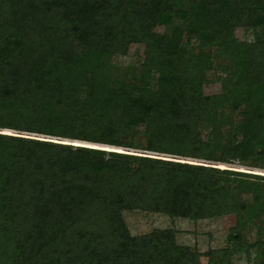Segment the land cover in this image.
I'll return each instance as SVG.
<instances>
[{"label": "trees", "instance_id": "16d2710c", "mask_svg": "<svg viewBox=\"0 0 264 264\" xmlns=\"http://www.w3.org/2000/svg\"><path fill=\"white\" fill-rule=\"evenodd\" d=\"M132 44L141 85L108 61ZM216 56L220 94L206 95L198 71ZM247 166L264 168V0H0V264H217L250 249L264 264V181ZM126 210L234 223L201 253L172 228L131 235Z\"/></svg>", "mask_w": 264, "mask_h": 264}, {"label": "rangeland", "instance_id": "374dc122", "mask_svg": "<svg viewBox=\"0 0 264 264\" xmlns=\"http://www.w3.org/2000/svg\"><path fill=\"white\" fill-rule=\"evenodd\" d=\"M179 26L182 25L181 20H178ZM176 28V23L165 25L163 23H157L153 29L157 32L169 34L170 31ZM180 29V28H179ZM181 34L179 39L181 40L182 49L186 52V56L189 58L190 64L196 66L194 60L196 56L201 55V49L198 48L197 42L191 40L189 43H184V30L181 28ZM234 37L239 40H252L254 37V30L249 27H238L234 30ZM183 42V43H182ZM211 58L216 55V51L213 46H210ZM143 56L142 45L132 44L125 53V55H114L108 61L111 66L112 73L120 75L126 82L141 85L145 79H142L143 71L140 67V62ZM198 58V57H197ZM213 64L210 68L198 71L199 76H203L201 90L206 95H218L220 94V86L215 76L221 75L218 64H224V58L218 57L211 59ZM154 83V81H153ZM228 109L226 103H223L220 110L226 112ZM234 125L237 124V118L234 119ZM205 130H202L204 132ZM135 144H142L143 138L133 136ZM104 148H110L109 146H103ZM121 149V148H120ZM133 151H139L132 149ZM235 167H242L236 162L233 163ZM237 164V165H235ZM220 165H224L221 164ZM229 167V166H228ZM231 168V167H230ZM248 169H258L261 171L252 172L242 170L243 172H252L257 174L256 181H264V168L248 167ZM246 168V169H247ZM262 172V173H257ZM244 199L248 200V196L244 195ZM122 218L126 224V227L131 235L143 234L151 231L154 228H172L174 230V237L177 244L187 245L191 248L197 249L201 253H205L209 249H219L224 247L226 243V236L228 228L233 225L234 218L232 215L219 216L208 219H199L192 221L186 218H170L167 215L160 213H150L137 210L122 211ZM257 228L254 224L246 226L247 239L251 242L256 239ZM213 259L218 260V256L214 254ZM259 258L256 255L254 249L249 250V254L236 253L229 257H223L222 261L217 264H257ZM200 264H207L206 256L199 258Z\"/></svg>", "mask_w": 264, "mask_h": 264}, {"label": "bare ground", "instance_id": "6f19581e", "mask_svg": "<svg viewBox=\"0 0 264 264\" xmlns=\"http://www.w3.org/2000/svg\"><path fill=\"white\" fill-rule=\"evenodd\" d=\"M74 142H80V141H74ZM83 143H86V142H83ZM108 146V145H107Z\"/></svg>", "mask_w": 264, "mask_h": 264}, {"label": "water", "instance_id": "95a60500", "mask_svg": "<svg viewBox=\"0 0 264 264\" xmlns=\"http://www.w3.org/2000/svg\"><path fill=\"white\" fill-rule=\"evenodd\" d=\"M104 146H107V145H104Z\"/></svg>", "mask_w": 264, "mask_h": 264}]
</instances>
